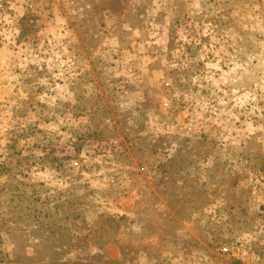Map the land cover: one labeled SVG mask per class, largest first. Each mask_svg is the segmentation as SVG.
Segmentation results:
<instances>
[{
	"label": "rangeland",
	"instance_id": "obj_1",
	"mask_svg": "<svg viewBox=\"0 0 264 264\" xmlns=\"http://www.w3.org/2000/svg\"><path fill=\"white\" fill-rule=\"evenodd\" d=\"M0 264H264V0H0Z\"/></svg>",
	"mask_w": 264,
	"mask_h": 264
}]
</instances>
